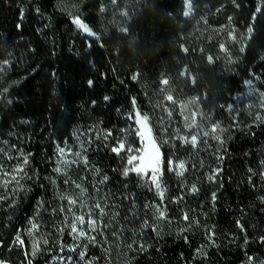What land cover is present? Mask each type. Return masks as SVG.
Returning <instances> with one entry per match:
<instances>
[{"label":"trees","instance_id":"trees-1","mask_svg":"<svg viewBox=\"0 0 264 264\" xmlns=\"http://www.w3.org/2000/svg\"><path fill=\"white\" fill-rule=\"evenodd\" d=\"M186 10L184 0H0V64L8 61L0 73V166L11 172L23 165L22 151L28 156L24 170L35 173L32 180L17 176L23 191H12L14 181L7 193L0 187V196L7 195L0 200V259L12 264H249V257L251 264L264 262V4L193 0L189 16L183 15ZM77 16L98 41L72 23ZM163 79L169 83L162 85ZM192 97L222 130L218 152L207 153L202 141L195 147L191 140L184 143L178 134L164 138L157 130L164 108L181 120L180 103ZM133 98L162 147V201L134 172L122 174L130 167L127 148L141 147L134 120L127 118ZM108 132L112 135L105 139ZM117 140L125 143L119 156L110 151ZM64 142L71 154L61 158L55 145ZM77 151L87 155V166ZM169 160L177 171L184 162L183 176L168 170ZM215 168L222 171L210 180ZM104 174L109 180L101 185ZM4 179L11 176L0 170ZM69 199L76 205L69 206ZM96 200L102 207L107 203L103 217L95 209L88 213ZM184 212L188 220L182 219ZM78 216H84L83 225ZM89 219L98 221L96 232L88 228ZM71 223L96 242L74 239L66 226ZM17 235L23 248L13 243Z\"/></svg>","mask_w":264,"mask_h":264},{"label":"snow or ice","instance_id":"snow-or-ice-1","mask_svg":"<svg viewBox=\"0 0 264 264\" xmlns=\"http://www.w3.org/2000/svg\"><path fill=\"white\" fill-rule=\"evenodd\" d=\"M233 2H235V0H233ZM111 3L115 4L116 0H111ZM184 3L186 5L187 10L184 11L183 15L189 16V14L193 8V0H184ZM262 4H264V0H262ZM237 7H239V5H237ZM36 11L39 12V9L37 8ZM100 11H104V9L101 8ZM255 12L260 13L261 7H257L255 9ZM123 15L128 16V13L124 12ZM21 19H23V9H21ZM229 20H231V17H229ZM253 20H255V15L253 16ZM72 23L75 24L78 29H80L83 33L87 34L88 36L95 38V40H97V41L100 39V37L97 36V34L88 26V24H86L83 20H81L79 18V16L75 17L72 20ZM121 31L127 32V28H121ZM247 32L249 34L247 38L250 39L251 38L250 34L253 32V28L248 27ZM228 36L230 37V39L233 42H237L236 36L234 35L233 32H229ZM220 48L227 54L228 49L225 48L224 44H220ZM184 51L186 52L187 49H184ZM239 51L243 52L244 47H240ZM212 59L213 58L211 56L208 57L209 62H212ZM6 65H8L7 60H4L2 62V64H0V73H3L5 71ZM132 79L136 80L137 75L134 74L132 76ZM193 82H195V81L193 80ZM87 83H88L89 87L93 86L92 80H88ZM168 83H169V81L167 79H163L161 81L162 85H167ZM245 83L251 84L252 82L246 81ZM7 91H8L7 88H3V90H2L3 93H7ZM108 99H109L108 96L104 97L105 101H108ZM166 99L168 101H173V97L171 95L166 96ZM8 103H11V101L9 100ZM193 103H194V101H193ZM132 105H133L134 111L132 113H128L127 118L129 120H134V123L137 127H135L133 129V134L139 138L142 147L133 149L131 146H129L127 148L128 153H130V155L128 156V159H127V165H129L130 167H125L122 174L124 177H128L130 172H134L140 178V180L143 182L144 186H146L149 191H155V194L157 196H159V198L162 201L164 199V190L162 189L161 182H160L161 164H162L161 150H160V147L158 146L156 139L153 135V129L148 122L149 117L147 116V114L142 115L140 113V111L136 109V100L134 98L132 100ZM163 111H164L165 115H162L159 117L157 124H158V126L162 132L167 133L168 127L171 126V123H172V112L169 111L167 108H164ZM180 115L184 116L183 110H181ZM184 119L187 120L188 117L184 116ZM129 127L131 128L132 125H129ZM217 127H219V125H214L212 127V132H215ZM120 131L123 132L124 130L121 129ZM111 135H112L111 132L106 133L105 139H107ZM207 135H208V133L205 132L204 136H207ZM178 138L183 140L184 143L189 142L187 140V138H185V137H178ZM76 139L80 144L81 150L86 151L84 142L80 140V137L77 136ZM214 139L219 141V143L221 145L224 143V141L221 140L219 135L215 136ZM166 142L167 141H165V143ZM190 142H191L192 146L195 147V145L197 143V137L195 135H193L191 137ZM55 148H56V153H57L58 157L63 158L67 154H71V148L68 146L67 142H64V147H61L59 144H56ZM66 149H67V153H66ZM124 149H125V143L122 140H117L116 146L111 147L110 151L119 156L121 151H123ZM2 151H3V149H0V152H2ZM218 151H219V148L217 149V152ZM132 153H136V154H132ZM20 155L23 157V165H27L28 164V156H25L22 151H21ZM75 156L78 157L84 165L87 166L89 164L87 155L81 156V151H77L75 153ZM8 159H12V157H8ZM218 159L222 160L223 157L218 156ZM61 162L65 163V164L68 163L67 160H62ZM72 163H77V161L73 160ZM173 163L174 162L172 160L168 161V170L169 171H175V174L177 176H183L184 171L186 170L184 162H182V161L179 162V164L177 165V168L179 169L178 171L175 168H173ZM261 163L264 164V161H261ZM23 165H17L15 167H13L11 169V172H9L6 169H2V166H0V170H3L4 177L11 176V180L4 179V180L0 181V187H2L4 189L5 193L8 192L9 183H12L13 181L16 184V187L12 189L13 192H16L18 189L21 191L24 190L23 185L20 184V180L17 179L18 175L20 176V179L27 178L28 180H32L35 178V173L33 172V175L29 176L28 173L24 170ZM53 171L60 173L61 169L59 167H56L53 169ZM94 171L96 172L97 175H99L101 170L99 168H96V169H94ZM221 171H222L221 168L213 169L212 170L213 175L209 176V179L214 180L216 178V175H218ZM252 171L253 170L251 168L248 169L249 173H252ZM260 178L262 180H264V172L261 173ZM70 179L71 178L69 177V178H66L64 180L65 185L69 184ZM108 180H109V177L107 176V174H104L102 176V178L100 179L99 184L103 185V184L107 183ZM52 182L54 183V181H52ZM249 182H251V176H249ZM71 183H73L75 185V188H77V189L81 188V185L76 183L75 181H71ZM126 187H127V185H125V188ZM96 190L99 191L100 189L97 187ZM191 191L193 193H195L198 191V189L195 187V185H193L191 188ZM127 198L128 197L125 196V199H127ZM3 199H7V195L0 196V200H3ZM212 200H213V202H215V200H216V193L215 192L212 193ZM261 200L264 201V197H261ZM173 202L178 203L179 201H173ZM76 203H77V201L75 199H69L68 200L69 206L76 205ZM133 206H135V201H133ZM106 207H107L106 202L104 203V206L102 207L101 201L96 200V202L94 203V206L91 208H88V213L91 216V213L95 209V210H98L99 216L103 217L106 214L105 213ZM144 207L150 208V207H152V205L150 203H145ZM69 210H71V207L69 208ZM53 211H55V210H53ZM60 211L62 212L63 209H60ZM155 213L158 214V217H164V215H165V212L161 210L160 205L155 206ZM117 215H118V213H117ZM182 219L188 220V213L187 212L183 213ZM75 220L80 225H83L85 222L84 216L75 217ZM30 223H31V221H30ZM143 224H144V227H149L147 220H144ZM66 226L70 230V235L74 236V239L86 238L91 243L96 242L95 236H88L87 233L82 228L78 230L77 223H71L70 225H66ZM237 226L241 229V231L244 230L243 225L239 224V222H238ZM36 227H37L36 224H32V228H36ZM98 227H99V224H98V221L96 219H89L88 228L91 231L96 232ZM104 227H107V225H104ZM153 231H155V228H153ZM182 231H186V229H182ZM28 234L32 235L31 230H29ZM212 235H213V233H211L209 231V233H208V239L209 240L212 239ZM185 239H187V238H185ZM260 239L262 241H264V237H261ZM13 243H18L21 246V248H23V246H24V240L20 239L19 235H17L16 240ZM44 243L47 244L48 241L45 240ZM245 243H247V238H245ZM139 247L143 248V245H139ZM38 251H39V247L33 248L32 255L34 256ZM25 255H27V253H25ZM79 255H80L81 259L84 258L83 252H81ZM252 259H253L252 257L248 258L249 264H251ZM0 264H7V261H5L4 259H0ZM28 264H32L31 260L28 261ZM262 264H264V262H262Z\"/></svg>","mask_w":264,"mask_h":264},{"label":"rangeland","instance_id":"rangeland-1","mask_svg":"<svg viewBox=\"0 0 264 264\" xmlns=\"http://www.w3.org/2000/svg\"><path fill=\"white\" fill-rule=\"evenodd\" d=\"M179 107H180L179 113H181V110H183L184 116H187L188 119L185 120L184 116H181V115H179L180 117H182L181 120L178 117L172 118V125H171L172 128L168 127L167 133L162 132L159 126L157 127V130L160 132V135H163L164 138L166 137L169 138L170 136L175 137L178 134L179 135V136L177 135L178 137H185L187 138V140H191V137L195 135L197 137V143L202 141L204 148L208 151L207 153H210L211 150L215 151L216 149L220 148V143L214 142L215 140L211 137H215L219 135L221 138L220 133L222 130L220 129V126H219L216 128L215 132H212V127L215 124L214 125L211 124L212 119H210V116H208V114L206 115L205 113H203L201 104L198 98L192 97L191 99L181 102ZM148 122L153 129L150 118ZM205 132L208 133L207 136H204ZM153 135L156 139V136H155L156 134L154 132V129H153ZM167 142L169 143V141ZM210 143H212L213 145ZM157 144L160 147L161 154H162V147L159 145L158 142ZM176 164L177 163L174 162L173 166H175ZM161 176H162V164H161ZM161 176H160V182L162 180ZM161 210L164 211L163 209ZM159 218L164 220L165 215L164 217H159Z\"/></svg>","mask_w":264,"mask_h":264},{"label":"water","instance_id":"water-1","mask_svg":"<svg viewBox=\"0 0 264 264\" xmlns=\"http://www.w3.org/2000/svg\"><path fill=\"white\" fill-rule=\"evenodd\" d=\"M7 264H12L11 262L7 261Z\"/></svg>","mask_w":264,"mask_h":264}]
</instances>
